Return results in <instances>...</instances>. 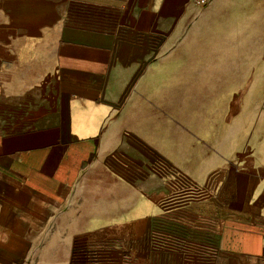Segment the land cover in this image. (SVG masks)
Wrapping results in <instances>:
<instances>
[{"label":"crops","instance_id":"0c3cea01","mask_svg":"<svg viewBox=\"0 0 264 264\" xmlns=\"http://www.w3.org/2000/svg\"><path fill=\"white\" fill-rule=\"evenodd\" d=\"M260 9L0 0V264H264Z\"/></svg>","mask_w":264,"mask_h":264},{"label":"rangeland","instance_id":"374dc122","mask_svg":"<svg viewBox=\"0 0 264 264\" xmlns=\"http://www.w3.org/2000/svg\"><path fill=\"white\" fill-rule=\"evenodd\" d=\"M210 1H211V0H209V3H210ZM209 3H208V4H209ZM208 4H207V5H208ZM260 10H261V11H260V12H261L260 15L262 16V18H264V9H260ZM238 42H239V41H237V40H229V41H227V42H226V41H222L223 45L226 44V43L228 44V47H229L230 50H235V49H236V44H237ZM261 42H262V44H264V40H262ZM262 117H264V105H262Z\"/></svg>","mask_w":264,"mask_h":264},{"label":"built area","instance_id":"2783aa9c","mask_svg":"<svg viewBox=\"0 0 264 264\" xmlns=\"http://www.w3.org/2000/svg\"><path fill=\"white\" fill-rule=\"evenodd\" d=\"M191 1L196 5H198L199 7H205L209 3V0H191Z\"/></svg>","mask_w":264,"mask_h":264}]
</instances>
